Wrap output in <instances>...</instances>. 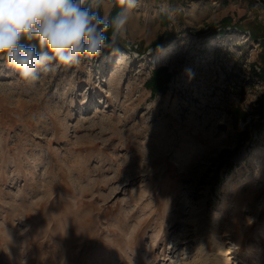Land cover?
<instances>
[{"label":"rangeland","instance_id":"1","mask_svg":"<svg viewBox=\"0 0 264 264\" xmlns=\"http://www.w3.org/2000/svg\"><path fill=\"white\" fill-rule=\"evenodd\" d=\"M227 17L264 0H140L127 49L35 81L0 59V264H264L263 41Z\"/></svg>","mask_w":264,"mask_h":264},{"label":"clouds","instance_id":"2","mask_svg":"<svg viewBox=\"0 0 264 264\" xmlns=\"http://www.w3.org/2000/svg\"><path fill=\"white\" fill-rule=\"evenodd\" d=\"M140 0H0V59L25 81L119 53ZM111 5L119 10L101 15ZM194 78L191 69H186Z\"/></svg>","mask_w":264,"mask_h":264},{"label":"trees","instance_id":"3","mask_svg":"<svg viewBox=\"0 0 264 264\" xmlns=\"http://www.w3.org/2000/svg\"><path fill=\"white\" fill-rule=\"evenodd\" d=\"M118 8H113L111 11V15L114 16L116 12L118 11ZM101 11V15L103 14V11ZM164 18L168 17V15H163ZM223 28L229 27V26H237L242 30H249L251 33V36L255 38L256 40L260 39L263 41V48H264V31L263 29L257 24L255 21H247L244 24H235L233 23V20L230 17H227L223 23ZM217 30H213L212 34L214 35ZM222 32V29L220 30V33ZM175 38V32L173 31H166L164 35H162L155 43L154 45L157 47H160L165 42L174 39ZM119 47L122 49H127L129 47V43L123 40L122 38L118 41ZM261 59H262V72L261 76H264V50L261 53ZM174 78V72H172L168 66L161 65L157 68H155L152 71V74L150 78L146 81L145 86L151 90L152 95L157 94H164L167 93V91L170 89V84ZM232 117L235 125H238L240 120H246L247 113L240 107H236L232 112Z\"/></svg>","mask_w":264,"mask_h":264},{"label":"bare ground","instance_id":"4","mask_svg":"<svg viewBox=\"0 0 264 264\" xmlns=\"http://www.w3.org/2000/svg\"><path fill=\"white\" fill-rule=\"evenodd\" d=\"M238 248H240V246Z\"/></svg>","mask_w":264,"mask_h":264}]
</instances>
